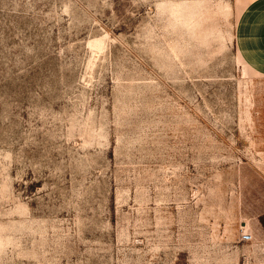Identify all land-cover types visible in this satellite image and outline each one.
<instances>
[{
  "label": "rangeland",
  "instance_id": "1",
  "mask_svg": "<svg viewBox=\"0 0 264 264\" xmlns=\"http://www.w3.org/2000/svg\"><path fill=\"white\" fill-rule=\"evenodd\" d=\"M254 1L0 0V264H264Z\"/></svg>",
  "mask_w": 264,
  "mask_h": 264
},
{
  "label": "crops",
  "instance_id": "2",
  "mask_svg": "<svg viewBox=\"0 0 264 264\" xmlns=\"http://www.w3.org/2000/svg\"><path fill=\"white\" fill-rule=\"evenodd\" d=\"M236 44L246 63L264 74V0L254 1L241 14Z\"/></svg>",
  "mask_w": 264,
  "mask_h": 264
},
{
  "label": "built area",
  "instance_id": "3",
  "mask_svg": "<svg viewBox=\"0 0 264 264\" xmlns=\"http://www.w3.org/2000/svg\"><path fill=\"white\" fill-rule=\"evenodd\" d=\"M241 239L244 242H252L253 241V235L249 233L248 231L244 230L241 233Z\"/></svg>",
  "mask_w": 264,
  "mask_h": 264
}]
</instances>
